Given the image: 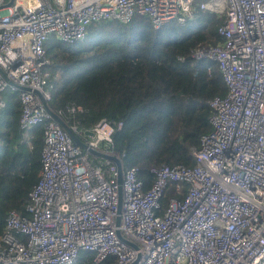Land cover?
Masks as SVG:
<instances>
[{
  "label": "built area",
  "instance_id": "2783aa9c",
  "mask_svg": "<svg viewBox=\"0 0 264 264\" xmlns=\"http://www.w3.org/2000/svg\"><path fill=\"white\" fill-rule=\"evenodd\" d=\"M9 1L0 0V106L10 87L21 128L50 120L25 213L10 210L0 233V264H73L81 249L93 250L96 262L113 255L112 264H264V0ZM197 4L224 16L220 40L191 54L218 63L226 92L209 100L211 128L191 150L194 165L151 167L147 189L136 167H122L118 212L117 166L87 148L116 155L114 125L72 122L83 147L51 117L44 42L54 35L72 43L94 21H128L135 13L155 27L183 22ZM169 181L186 191L157 214Z\"/></svg>",
  "mask_w": 264,
  "mask_h": 264
},
{
  "label": "trees",
  "instance_id": "16d2710c",
  "mask_svg": "<svg viewBox=\"0 0 264 264\" xmlns=\"http://www.w3.org/2000/svg\"><path fill=\"white\" fill-rule=\"evenodd\" d=\"M224 16L196 5L185 21L169 20L155 27L146 14L130 20L90 23L83 38L72 43L49 35L44 42L49 63L45 87L47 105L68 125L91 127L105 118L114 125V153L125 170L137 168L147 189L150 171L162 164L194 165L191 150L211 128L209 100L224 95L226 83L218 63L195 58L192 49L220 40L217 27ZM0 106V233L7 213H25L29 192L41 169L44 118L28 128L19 123L18 92L6 87ZM80 106L71 111L69 106ZM118 122H121L118 126ZM169 181L160 196L162 213L171 196L181 197ZM113 255L99 262L94 251L79 250L73 264H112Z\"/></svg>",
  "mask_w": 264,
  "mask_h": 264
},
{
  "label": "water",
  "instance_id": "95a60500",
  "mask_svg": "<svg viewBox=\"0 0 264 264\" xmlns=\"http://www.w3.org/2000/svg\"><path fill=\"white\" fill-rule=\"evenodd\" d=\"M11 2H12V0H10L8 3H11ZM8 80H9L10 84L15 85V83L12 80H10V79H8ZM46 109H47L48 113L51 115V117L54 120H56V122H58L59 124H61L63 126V128L66 130V132L68 133L70 138L73 139V141H75L76 143H80L83 147H87V144L84 143L83 141L79 140V138L75 135V133L70 129L69 125L66 124L58 114H56L55 112H53L52 110L49 109L47 103H46ZM87 148L90 152H92L96 155H99L101 157L108 158L116 164V166H117V182H118V191H119V206H118V212H119L120 207H121V182H122V174H123L121 161H120L119 157L114 155V154L100 152V151H98L92 147H87ZM119 221H120V216L117 215L116 216V223L118 224ZM117 234H118V236L123 238L119 230H117ZM133 244L136 245L134 242H133Z\"/></svg>",
  "mask_w": 264,
  "mask_h": 264
}]
</instances>
